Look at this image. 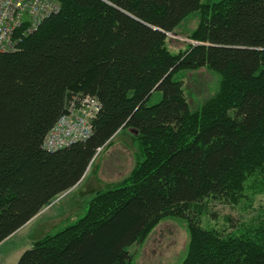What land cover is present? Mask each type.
<instances>
[{
    "label": "trees",
    "instance_id": "trees-1",
    "mask_svg": "<svg viewBox=\"0 0 264 264\" xmlns=\"http://www.w3.org/2000/svg\"><path fill=\"white\" fill-rule=\"evenodd\" d=\"M55 1V14L0 52V243L76 185L119 130L135 132L137 161L15 264H130L128 248L170 215L189 222L182 264H264V222L222 235L194 216L205 198L239 201L264 176V0ZM195 13L186 35L197 44L170 51L168 35ZM200 68L218 84L191 109L178 75ZM78 95L99 102L91 134L44 148Z\"/></svg>",
    "mask_w": 264,
    "mask_h": 264
},
{
    "label": "rangeland",
    "instance_id": "rangeland-1",
    "mask_svg": "<svg viewBox=\"0 0 264 264\" xmlns=\"http://www.w3.org/2000/svg\"><path fill=\"white\" fill-rule=\"evenodd\" d=\"M211 1L217 0H202L203 3ZM198 21V13L182 21L177 29L178 34L168 35V49L177 52L188 44H197V40L190 39L186 34L196 28ZM15 36H20L19 31H15ZM178 76L182 80L191 109H195L215 93L219 78L218 74L205 68L186 70ZM158 98L160 95L155 93L149 103H154ZM136 161L135 132L130 128L119 130L106 146L96 151L80 182L53 198L30 223L0 243V264H14L16 252H23L35 240L52 235L76 222L85 214L86 203L93 194L103 184L125 178ZM252 182L256 185L247 187L245 197L239 201H225L213 196L205 198L201 203L199 216L197 212L194 213L195 218H198L199 228L203 231H220L222 235H240L251 226L253 229L261 225L264 222V176L254 175ZM153 227L142 241L128 248L131 254L130 264H182L191 245L187 219L170 215Z\"/></svg>",
    "mask_w": 264,
    "mask_h": 264
},
{
    "label": "built area",
    "instance_id": "built-area-1",
    "mask_svg": "<svg viewBox=\"0 0 264 264\" xmlns=\"http://www.w3.org/2000/svg\"><path fill=\"white\" fill-rule=\"evenodd\" d=\"M53 0H0V52L15 50L18 40L37 29L39 24L57 11ZM19 31L20 36H15ZM22 34V35H21ZM16 39V41H14ZM99 102L91 95L74 97L43 139V147L58 150L86 139L93 130L92 121Z\"/></svg>",
    "mask_w": 264,
    "mask_h": 264
},
{
    "label": "crops",
    "instance_id": "crops-1",
    "mask_svg": "<svg viewBox=\"0 0 264 264\" xmlns=\"http://www.w3.org/2000/svg\"><path fill=\"white\" fill-rule=\"evenodd\" d=\"M80 181H81V180H80ZM80 181H79V182H80ZM32 219H33V218H32ZM32 219H31V220H29V221H28V222H27L25 225H23L21 228H23V227H24V226H26L28 223H30V222L32 221ZM21 228H19V229H21ZM19 229H18L17 231H15V232H18V231H19ZM15 232H14V233H15ZM14 233H13V234H14ZM11 235H12V234H11ZM21 253H22V250H21V251L19 250L18 252H16V255H17V257H16V258H17V259L15 260L14 264H15V263H16V261L18 260V258H19V256L21 255Z\"/></svg>",
    "mask_w": 264,
    "mask_h": 264
},
{
    "label": "bare ground",
    "instance_id": "bare-ground-1",
    "mask_svg": "<svg viewBox=\"0 0 264 264\" xmlns=\"http://www.w3.org/2000/svg\"><path fill=\"white\" fill-rule=\"evenodd\" d=\"M57 11H58V8H57ZM57 11H55V13L57 12ZM136 160V159H135ZM154 228V227H153Z\"/></svg>",
    "mask_w": 264,
    "mask_h": 264
}]
</instances>
